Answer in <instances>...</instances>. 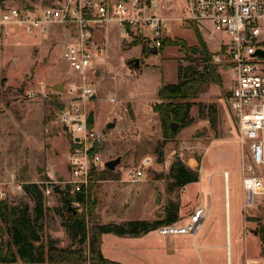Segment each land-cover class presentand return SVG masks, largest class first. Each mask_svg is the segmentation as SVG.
I'll return each instance as SVG.
<instances>
[{"label":"rangeland","instance_id":"rangeland-1","mask_svg":"<svg viewBox=\"0 0 264 264\" xmlns=\"http://www.w3.org/2000/svg\"><path fill=\"white\" fill-rule=\"evenodd\" d=\"M5 1L6 5L31 8L54 0H3L0 4L5 5ZM160 5L167 10H161L159 15L168 20L161 42L183 39L189 47L197 45L194 30L176 24L182 0H160ZM200 26L204 27L200 31L209 50L217 51L226 37L210 25ZM5 29L0 24V194L4 195L0 200L12 206L28 204L33 213V199L24 192V185L44 184L46 189L49 182L60 184L70 179L73 140L69 130L61 125L60 115L69 107H80L81 113H94L95 130L107 129L108 124L131 125L135 133L126 140L107 142L97 148L105 161L121 157V164L113 175L104 173L92 178L89 205L72 203L89 228L96 222H155L164 218L170 202L180 205V220L184 221L206 200L202 187L210 186L212 178L215 190L213 212L198 236L162 237L157 230L141 237L107 234L101 248L105 258L123 264H245L261 257L260 238L253 231L257 230L259 219L264 220V203L250 213L243 211L247 143L240 139L228 110L229 82L225 76L222 75L221 85H210L192 101L190 115L194 123L180 128L175 138L164 142L153 106L161 102L159 92L163 85L179 81V68L189 65L187 52L169 46L157 54H147L134 42L138 37L128 38L115 22L109 24L107 29L96 32L95 39L104 49L98 57L96 75L86 82L96 98H90L84 108L78 98L82 80L61 57L65 42L61 32L54 30L48 38H42L27 35L15 26L9 27L6 35ZM144 33L151 39L150 30ZM62 83L63 93L48 88ZM111 97H116L118 103H111ZM120 103L127 108L124 115ZM146 158H152L153 163L150 168H143L145 178L131 182V175ZM176 159L200 175V181L189 192L185 188L173 192L168 189L169 169ZM225 172L230 175L227 212ZM210 198L209 194V208ZM67 209L59 195H45V212L38 221L43 226L42 240L51 239L63 249L83 248L88 258V244L69 220ZM227 241L230 262L226 249L219 248ZM14 264L23 263L18 260Z\"/></svg>","mask_w":264,"mask_h":264},{"label":"built area","instance_id":"built-area-1","mask_svg":"<svg viewBox=\"0 0 264 264\" xmlns=\"http://www.w3.org/2000/svg\"><path fill=\"white\" fill-rule=\"evenodd\" d=\"M161 10H167V7L161 6L160 0H54L49 5L31 8L6 5L5 1V5L0 4V24L5 26L6 35L12 26L27 35L42 38L59 30L65 37L61 57L82 80L78 98L85 108L94 96L86 82L96 75L98 57L104 49L95 39L96 32L115 22L126 37H142L151 47L159 49L168 22L159 15ZM175 20L181 28L196 25L200 30L204 28L200 24L204 23L226 37L218 50L212 52L213 63L228 79V110L240 139L247 143L242 206L244 212L250 213L264 203V0H182L181 13ZM146 29L151 31V39L144 33ZM30 96L34 97L33 94ZM110 102L118 103L116 97H111ZM120 104L124 115L127 108ZM88 117V113H81L80 107H69L61 112V125L67 127L74 144L68 166L70 179L60 184L56 181L45 184L50 185L46 187L45 195L54 193V187L59 185L64 191L69 188L71 195L87 196L94 174L106 168L107 161L96 151L97 147L126 140L135 134L131 125L95 130L88 123ZM152 163V158L143 160L139 170L131 175V182L144 179L146 171L143 168H150ZM229 180L230 175L225 172L227 211ZM209 194H204L206 200L186 220L161 226L157 229L158 234L162 237L198 236L210 213ZM3 197L0 194V199ZM230 256L228 245L229 262ZM245 264H264V257L249 259Z\"/></svg>","mask_w":264,"mask_h":264},{"label":"trees","instance_id":"trees-1","mask_svg":"<svg viewBox=\"0 0 264 264\" xmlns=\"http://www.w3.org/2000/svg\"><path fill=\"white\" fill-rule=\"evenodd\" d=\"M3 0H0L2 2ZM194 30L197 45L189 47L185 40H163L159 50L169 46L179 47L188 53L186 57L189 65L179 68L176 84L163 85L161 102L153 106V111L159 116L164 142L175 138L176 132L171 130V125L177 123L182 129L190 127L194 123L190 112L192 101L206 92L210 85H221L222 75L217 65L213 63V53L209 50L203 39L200 29L191 25ZM137 45H141L146 51L144 40L138 37ZM92 127V125H90ZM74 148L72 144L71 150ZM98 148V147H97ZM97 151V149H96ZM113 175L114 171L105 168L95 177L102 174ZM168 178L171 180L168 189L170 192L180 190L187 185L200 181V175L188 167L182 160L176 159L169 169ZM94 182V181H93ZM93 182L89 189H91ZM69 189V188H68ZM65 190L60 197L67 203H88V195H71L70 189ZM23 190L34 203L33 213L28 204L12 206L6 200H0V263L14 264L20 260L23 264H123L104 257L102 253V239L104 235L114 234L119 237H141L159 227L170 225L180 221V205L170 202L164 211V218L155 222L147 220L129 221L123 224H99L94 223L89 228L86 219L77 211L66 210L69 220L77 228L88 244L87 258L83 248L63 249L59 248L55 241L42 240L43 226L38 223L45 212V186L43 184H26ZM32 215L34 218L32 219ZM261 242V257H264V220L259 219L256 230ZM7 237L4 240V237Z\"/></svg>","mask_w":264,"mask_h":264},{"label":"water","instance_id":"water-1","mask_svg":"<svg viewBox=\"0 0 264 264\" xmlns=\"http://www.w3.org/2000/svg\"><path fill=\"white\" fill-rule=\"evenodd\" d=\"M144 44H145V46H146V52H147V54H150V53H151V54H157V53H158L159 49H158L157 47H151L148 41L144 42ZM132 46H133V45L130 43V44H129V47L131 48ZM138 66H139V61L136 60V61H135V67H138ZM48 88L51 89V90H53V91H57V92L63 93V91H64V84L62 83V84H60V85L48 86ZM159 94H161V91L159 92ZM95 98H96V96H93V99H95ZM88 123H89L90 125H93V124L95 123V118H94V113H93V112H91V113L89 114V117H88ZM107 127H108L109 129H111V128L114 127V125H113V124H108ZM180 128H181V126H180L179 124H177V123H173V124L171 125V130H172L173 132H177ZM64 130H67V127H66V126H64ZM76 141H78V139H76ZM120 164H121V157H118V158L115 159V160L108 161V162L106 163L105 166H106V168H107L109 171H115V170H116V167H117L118 165H120ZM38 173H40V169H38ZM53 192H54L56 195H59V196H61V195L64 194V190H63L59 185H57V186L54 187ZM156 202H157V203L160 202V197H159V196H158ZM67 205H68V210H69V211H72L74 214L77 213V211L74 209V207L72 206V203H71L69 200H67ZM160 216H162V214H160ZM262 217H263V216H262ZM253 233H254L255 235H257L256 231H253Z\"/></svg>","mask_w":264,"mask_h":264},{"label":"crops","instance_id":"crops-1","mask_svg":"<svg viewBox=\"0 0 264 264\" xmlns=\"http://www.w3.org/2000/svg\"><path fill=\"white\" fill-rule=\"evenodd\" d=\"M198 183V182H197ZM197 183H193V184H197ZM212 183H213V178L211 179V185L210 186H204V188L202 187V192L205 194V193H210V195H211V198H210V215L212 214V212H213V206H214V198H215V190H214V188L212 187ZM193 184H190V185H187L186 187H184L185 188V191H187V192H189L190 191V187L193 185ZM207 203H208V205H209V202H208V200H207ZM210 215H208V217H207V219H206V221L204 222V224H203V227H202V229H201V231L203 230V228H204V226L207 224V222H209V217H210ZM228 219V218H227ZM147 221H149V220H147ZM181 221V220H180ZM201 231H200V233H201ZM199 233V234H200ZM178 237H180V236H178ZM228 240V239H227ZM103 245V244H102ZM228 241H227V244L224 246L223 245V243H222V245H220L219 246V248H221L222 250L223 249H226V254H227V247H228ZM103 253V252H102Z\"/></svg>","mask_w":264,"mask_h":264},{"label":"bare ground","instance_id":"bare-ground-1","mask_svg":"<svg viewBox=\"0 0 264 264\" xmlns=\"http://www.w3.org/2000/svg\"><path fill=\"white\" fill-rule=\"evenodd\" d=\"M226 212H227V206H226Z\"/></svg>","mask_w":264,"mask_h":264}]
</instances>
